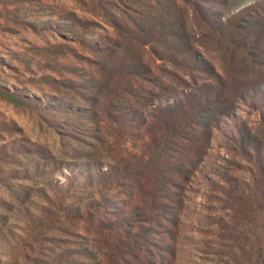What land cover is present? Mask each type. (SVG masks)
<instances>
[{
    "label": "rangeland",
    "instance_id": "obj_1",
    "mask_svg": "<svg viewBox=\"0 0 264 264\" xmlns=\"http://www.w3.org/2000/svg\"><path fill=\"white\" fill-rule=\"evenodd\" d=\"M216 1L0 0V264H143L139 224L149 264L235 250L223 178L248 179L249 163L226 144L238 126L264 142V5L233 21L234 3ZM170 45L187 50L178 71ZM165 77L209 109L155 113ZM72 172L95 185L73 187Z\"/></svg>",
    "mask_w": 264,
    "mask_h": 264
},
{
    "label": "trees",
    "instance_id": "obj_2",
    "mask_svg": "<svg viewBox=\"0 0 264 264\" xmlns=\"http://www.w3.org/2000/svg\"><path fill=\"white\" fill-rule=\"evenodd\" d=\"M234 3L233 7L229 10L231 13L233 10H238V13H233V17L230 18L233 21L236 19L242 18L243 14L252 8L264 5V0H219L217 3H221L224 6L230 5V3ZM224 19L225 16H222ZM223 20V19H222ZM212 24V22L209 20ZM210 25V26H211ZM214 26V25H213ZM211 26V29L218 30V27ZM171 50V60H169V64L174 67L177 71L182 69L186 65L185 60L183 59L184 53L187 51L183 49L181 46L170 45ZM151 67H144L145 71L150 72ZM134 72H130L128 74V85L130 87L128 93L131 96H134L135 91L134 88H137L140 79H145L140 74H138L137 70L134 69ZM190 73V72H188ZM190 75L192 78L191 74ZM168 77H173L180 80L178 74H174V72H169ZM169 79L165 77L164 79L156 78L157 81L152 82L153 85L159 89L160 91H164L167 94L158 99V107L155 109V113H158L165 118L171 117L174 119H182L183 117L178 114L179 111H182L183 114L190 113L188 110H184V108L194 109V111H199L201 108L209 109L202 98H198L199 100L197 107L195 105L190 104L187 98H181L179 96V91L177 89L172 88V90H168L167 86L164 84V81ZM193 79V78H192ZM172 80V79H170ZM177 80V82H178ZM197 83L198 81L195 80ZM186 82V80H183ZM219 86L227 88V83L218 82ZM230 92V96L237 98V94L241 93L239 88L233 86ZM147 93L150 95L152 92L147 90ZM222 93H217L215 95V100L212 102L220 103ZM153 95V94H151ZM171 95H176V99H172ZM179 97V98H178ZM163 99L165 102H163ZM229 101V97H226ZM232 99V100H233ZM172 100V101H171ZM147 105V101L145 99V104ZM220 117L228 116L227 110L219 111ZM261 122L264 123V109L260 110ZM185 118V117H184ZM183 118V119H184ZM229 148L228 151L235 154H242L243 158L249 163L248 165V179H239L236 176L230 177L226 174L224 175L225 180H223L234 195L233 199L237 200V203L231 204V210L233 212L234 223H236V228H232V230L236 231V241L237 246L235 250H228L227 252H222V261L223 264H264V142L259 136V133L253 130L249 126H238L237 132L230 137L226 144ZM228 162L236 164L235 160H229ZM226 169H230L226 167ZM90 172H88L89 174ZM74 175V172H72ZM91 182H87L83 179L81 175H74L73 178L69 179V183L73 187H77L79 189H85L88 187H92L95 185V178L93 174H89ZM219 176V175H218ZM104 178H107L106 175H103ZM75 184V185H74ZM225 185V184H224ZM226 186V187H227ZM152 189V190H151ZM151 192H146L145 197L153 199V197L159 192V189L156 185H152L150 188ZM235 200V201H236ZM147 210L153 209L151 204L146 203ZM133 225V224H131ZM138 231L135 233L129 234L136 236L142 242L141 249L144 252V263L149 264L147 257H149V253L146 249L147 244L149 243L148 239L150 237L149 231L150 228L145 226V224H139ZM230 226V225H229ZM131 233V232H130ZM137 239L132 240L135 244Z\"/></svg>",
    "mask_w": 264,
    "mask_h": 264
}]
</instances>
